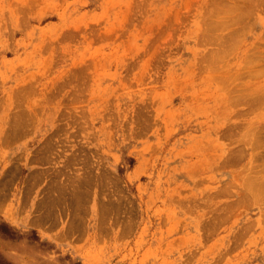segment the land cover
<instances>
[{
  "label": "rangeland",
  "instance_id": "rangeland-1",
  "mask_svg": "<svg viewBox=\"0 0 264 264\" xmlns=\"http://www.w3.org/2000/svg\"><path fill=\"white\" fill-rule=\"evenodd\" d=\"M0 264H264V0H0Z\"/></svg>",
  "mask_w": 264,
  "mask_h": 264
},
{
  "label": "bare ground",
  "instance_id": "bare-ground-1",
  "mask_svg": "<svg viewBox=\"0 0 264 264\" xmlns=\"http://www.w3.org/2000/svg\"><path fill=\"white\" fill-rule=\"evenodd\" d=\"M238 8H239V7H238ZM238 8H232V9H234V11H235V9H236L237 11H235V13L237 12V14H240L242 11H244V12L246 11V10H244V9H245L244 7H243L244 9L241 7V10H242V11H241L240 8H239V10H240L241 12H238V11H239ZM230 9H231V8H229V10H230ZM232 9H231V10H232ZM229 10L226 9V10H225V13H228ZM231 10H230V13L233 12V10H232V11H231ZM222 12H223V11H222ZM242 13H243V12H242ZM232 14H234V13H232ZM232 14H231V15H232ZM227 15H229L228 18H229V17H232L230 14H227ZM227 15L225 14L224 17H226ZM226 18H227V17H226ZM226 18L223 19V17H222V18H221V21L224 22V20H225V23H227V22L230 23V21H228V20L226 21ZM233 18L237 19L236 16L233 17ZM239 18H240V17H239ZM239 18H238V19H239ZM222 19H223V20H222ZM235 19H231V18H230V20H232L233 22H236ZM218 20H219V22H220V19H218ZM234 20H235V21H234ZM238 21H239V20H238ZM238 21H237V22H238ZM220 24H221V23H220ZM227 24H228V23H227ZM210 25L212 26V25H213V22H212V24H209V26H210ZM215 26H216L217 28H216ZM227 26H228V25H227ZM220 27H221V26H217L216 23H215V25L213 26V29H217V30H220V31H221V30H224V31H225V30L227 29L226 26L221 27V29H219ZM211 29H212V28H211ZM211 31H213V30H211ZM207 32H209V30H207ZM213 32H214V31H213ZM223 34H224V32L222 33V35H223ZM215 35H216V37H218V35H217V31H216V34H215ZM215 35H214V37H215ZM224 36H225V35H224ZM214 37H213L212 39L215 40ZM216 39H217V38H216ZM218 39H219V41H218V40H215V41L220 42V41H221V40H220L221 38L219 37ZM221 42H224V41L222 40ZM15 106H16L17 108H18V106L20 107L19 110H18V111L20 112V110H21V104H20V105H19V104H18V105L16 104ZM16 107H15V108L13 107L14 110H17ZM23 107H24V106H23ZM13 112H14V111H13ZM22 112H23V110H21V113H22ZM19 114H20V113H19ZM24 114H27V115H25L26 117L28 116L27 111H26V113H24ZM20 116H21V115H20ZM16 118H17V117H15V119H16ZM28 118H29V116L27 117V119H28ZM15 119H13V120L15 121ZM19 119H20V118L18 117L16 120H19ZM11 121H12V119H11ZM11 121H9V122H11ZM14 121H12V123H13ZM21 121H23V120L20 119V122H21ZM12 123H11V124H12ZM14 124H15V123H14ZM10 126H11V125H10ZM16 126H17V125H16ZM9 128H10V127H9ZM8 131H9V130H8ZM14 133H15V131H14ZM12 134H13V133H12Z\"/></svg>",
  "mask_w": 264,
  "mask_h": 264
}]
</instances>
